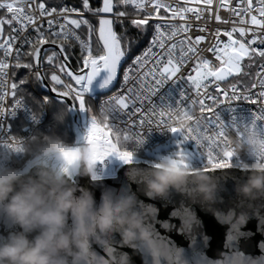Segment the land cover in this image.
I'll use <instances>...</instances> for the list:
<instances>
[{
  "label": "snow or ice",
  "instance_id": "obj_1",
  "mask_svg": "<svg viewBox=\"0 0 264 264\" xmlns=\"http://www.w3.org/2000/svg\"><path fill=\"white\" fill-rule=\"evenodd\" d=\"M201 3L203 7L200 6ZM82 8L81 12L76 7L50 6L48 0H0V11L6 13V15H0V39H3V43H0V50L3 51V56L0 57V114L6 111L2 105L5 97L9 95V88L14 100L13 109L20 106V101L15 99L18 85L12 82L9 86L8 83L10 65L6 62V58L13 53L14 45L17 47H15L16 62L12 65L13 68L27 69L36 80H44L45 75L40 69L43 60L46 59L49 65L58 68L75 83L74 87L53 73L50 77L53 84L60 85L64 89L58 92V95L78 102L81 111L91 112L86 108L84 94L88 92L89 85L101 70L107 73L103 85L114 86L118 68L122 66V61L126 58L129 44L134 43L127 38L124 41L121 39L127 31L126 22H130V25L140 33L151 31V40L148 47L140 55L135 56L131 64L123 71L121 88L126 87V92L114 94L111 101L101 110V112L112 108L127 110L130 117L128 127L123 131L114 129L109 119L104 124H98L95 116H91L85 139L87 142L99 143V150L94 154V159L102 162L106 157L115 155L123 162L129 163L132 153L119 149L113 138V130H118L125 137L135 136L136 142L142 143L141 133L135 130L145 125L151 126L155 121L157 127L166 126L174 134L179 132L184 140L192 139L197 145H206L208 147L207 162L211 165V169L207 170L230 167L229 161L233 156V150L229 136L226 135L223 122L219 121L213 108L204 103V99L212 100L213 104L218 105L220 82H225L229 77L238 80L241 75H251L253 63L256 58H259L260 71L255 74L258 77V83L252 82L240 94H238L237 85L231 84L232 95L229 96L228 91L225 90L224 102L239 101L243 97L244 100L253 104L257 102L264 104V0H216L215 3L214 0H195V6H188V0H184L182 4L179 2L172 4L170 0H115V2L103 0L102 5L95 8L90 7V0H82ZM221 9L230 14L229 18L219 15ZM73 12L77 13L79 18H71L70 13ZM85 13H91L92 17L98 18L99 40L103 47L95 54L90 43L93 24L90 19L85 18ZM206 13L209 14V19L214 14L216 21L232 26L221 34L219 28L213 31L197 24L201 33L212 32L214 37V42H209L208 47L201 50L199 45L206 40V36L202 34L192 38L189 35L192 28L190 21L192 18L195 21H201ZM101 14H111V18ZM61 19L63 23H60ZM177 20L180 23H177ZM150 21L153 22L150 23ZM4 25L10 29L6 37ZM114 25H119L122 29L120 35L114 30ZM29 26L35 33V37L28 35L21 37L19 33H24ZM82 27L87 28L88 41L77 34L76 30ZM222 37H226V40ZM70 40L79 43L81 53H87L83 55L84 68L88 69L86 74H73L72 71L67 70L69 56L66 55L65 44ZM49 44L55 45L57 50L44 47ZM25 47L29 51L23 55L31 57V61L22 63L21 49ZM204 52L211 54L214 60L206 57ZM245 60L248 61L247 64L244 63ZM189 61H195L192 68L195 75L189 74L181 79L194 88L196 96L200 99H189L182 91L176 108H158L151 105L150 97L164 82L175 81L174 78L180 72L181 66ZM32 62H35V66ZM245 68L249 71L245 72ZM12 75L15 73L13 72ZM25 82V79H21L20 84L23 85ZM129 84L134 86L129 87ZM210 84L216 86L215 98L207 92ZM257 87L260 91L253 93L252 90ZM201 89L204 91L201 92ZM52 91L57 92V88L54 86ZM145 101H148L149 106L145 105ZM197 104L201 113L198 120L190 118L191 122L184 129L168 127L170 114L190 113L193 106ZM205 113H212V116L206 118ZM137 114H139V120L135 119ZM253 115L257 120H264V107ZM209 130L211 134L206 135ZM217 150L224 157L218 163L214 162L216 158L213 156ZM61 151L65 161L70 165L75 159L77 150L61 149ZM178 155L184 154L181 151ZM179 162L183 163V160ZM64 170L67 171V168Z\"/></svg>",
  "mask_w": 264,
  "mask_h": 264
},
{
  "label": "clouds",
  "instance_id": "obj_2",
  "mask_svg": "<svg viewBox=\"0 0 264 264\" xmlns=\"http://www.w3.org/2000/svg\"><path fill=\"white\" fill-rule=\"evenodd\" d=\"M94 116L98 124L108 121L106 111ZM190 118H200L196 105L190 113L170 114L168 127L184 129ZM113 138L121 151L132 153V162L140 143L118 130H113ZM245 145L254 159L251 164L242 163L241 167L251 169L252 175L237 191L255 198L258 194L264 195V137L254 126L232 138L233 155ZM9 147L13 152L32 157L36 167L28 173L26 169L0 163V221L14 226L0 236V264H132L128 253L113 246L114 234H119L121 247L141 251L146 264H191L182 249L158 235L148 222L149 216L154 218L155 210L140 205L134 194L106 191L97 202L92 192L69 182L66 176L72 172L96 177L94 154L99 150L98 142L86 141L73 148L54 133H36L23 143L16 139ZM61 149L77 150L70 165ZM50 156L62 160L65 166L59 170L42 166L41 158ZM207 169L208 164L193 169L185 155L176 153L174 157L159 156L149 170L131 169L129 176L133 180L139 178L146 195L152 198L165 197L175 190L192 199L211 201L215 198L216 185ZM232 215L229 213L221 219L229 221ZM246 219L243 213L236 218L232 225L236 234ZM194 223V217L186 215L183 229L190 232ZM204 264H264V255L249 257L233 252Z\"/></svg>",
  "mask_w": 264,
  "mask_h": 264
},
{
  "label": "water",
  "instance_id": "obj_3",
  "mask_svg": "<svg viewBox=\"0 0 264 264\" xmlns=\"http://www.w3.org/2000/svg\"><path fill=\"white\" fill-rule=\"evenodd\" d=\"M101 15L111 18V14ZM99 42L103 47L102 42L100 40ZM44 47L57 50L55 45L49 44ZM61 59L63 60V56H61ZM126 59L127 57L122 61V66L118 68L117 80L114 81V86L112 84L103 85L107 73L105 70H101L89 85L88 92L93 95H106L113 91L118 85L119 74ZM69 63L68 60L67 70L72 71L73 74H86L88 71V69L75 71ZM40 70L45 75L43 65ZM40 82L42 90L53 100L69 107L75 135V142L72 147L77 148L85 144V135L83 129H81L76 102L69 98L60 97L58 95L60 91L58 90L53 92V86L48 82L46 76L44 80L40 79ZM72 82L74 83V81ZM41 165L58 170L65 166L64 162L56 159L55 156L41 158ZM35 167L36 164L32 160L24 169L31 173ZM152 167L153 165L150 163L132 162L119 168L115 178L107 180H94L90 175H79L75 172H72L66 178L78 189L92 192L97 202L100 201L102 194L106 191L115 193L127 191L134 194L140 205L155 210L154 218L149 216L148 222L153 225L158 235L182 249L191 264H204L208 260L216 261L221 259L223 254L233 252H240L249 257L264 255V251H262L264 249V195L258 194L255 198H251L237 191L238 187L244 184L248 177L252 175L251 169H245L237 165L208 171L207 174L216 185L215 198L211 201H204L199 197L192 199L187 194L175 190H171L165 197L152 198L147 196L144 185L138 182L139 178L136 180L131 179L129 172L131 169L149 170ZM229 213L233 214L232 219L222 221L221 217H227ZM242 213L246 214L247 219L239 227L238 234H236L232 225ZM186 215L194 217L196 222L190 232H186L182 226L183 218ZM164 225H167V227H164ZM13 227L10 223L0 221V236L6 235L8 231L13 230ZM112 241L114 247L129 254L132 264H146V257L141 251L120 246L119 234H114ZM96 250L103 254L100 248L97 247Z\"/></svg>",
  "mask_w": 264,
  "mask_h": 264
},
{
  "label": "built area",
  "instance_id": "obj_4",
  "mask_svg": "<svg viewBox=\"0 0 264 264\" xmlns=\"http://www.w3.org/2000/svg\"><path fill=\"white\" fill-rule=\"evenodd\" d=\"M172 4L176 3H183L184 0H170ZM216 0H214V3ZM188 6H195V0H188ZM203 7V4L201 3L200 5ZM62 7H76V6H69L65 5ZM79 9V11H83V8L76 7ZM6 14V13H5ZM219 15L223 18H229V13L223 9L220 10ZM71 18H79L78 14L73 12L70 13ZM190 16V14H189ZM85 18L90 19L91 23L92 20H98V18L92 17L91 13H85ZM64 21L61 19L60 23H63ZM153 21H150L152 23ZM177 23H180V21H176ZM192 23V28L190 29L189 35L192 38H195L198 35H205L206 40L202 42L199 45V48L201 50H204L208 47L209 42H214V37L212 32H204L201 33L199 28L197 27V24H200L202 26H206L209 29H212L213 31L217 28L221 30V34L225 29H230L232 26L231 24H224L221 22H218L215 20L214 14L211 15V19H209V14L206 13L205 17L201 21H195L194 18L191 19L190 21ZM127 24H130V22H126ZM18 27V25H14ZM47 25L45 24V27ZM126 26V24H125ZM118 29H121L119 25H114V30L117 32L118 35L119 32L117 31ZM77 34H79L78 30ZM19 35L22 37L24 35H28L30 37H35V33L32 31L31 27L29 26L28 29L24 33H19ZM80 35V34H79ZM81 36V35H80ZM82 39H84L81 36ZM223 39L226 40V37H222ZM179 39V37H178ZM87 41L86 39H84ZM151 40V38H150ZM71 42L75 43L79 49L80 45L78 42L74 40H70ZM0 43H3V40L0 41ZM15 47L17 45L13 46V53L6 58V62L9 63L10 68H9V77H8V83L9 86L13 82L12 81V73H13V67L12 65L15 64ZM148 45L144 48L146 49ZM25 48L21 49L22 54L24 53ZM144 49L138 53L137 55H140ZM81 51V50H80ZM156 51H159V49H156ZM1 57L3 56V51L0 50ZM87 54V53H84ZM135 55V56H137ZM204 55L208 57L209 59L214 60V57L211 56V54L204 52ZM134 56V57H135ZM22 57V56H21ZM133 57V58H134ZM257 64L255 68V74L260 71L259 69V64L260 60L257 58ZM195 61H189L186 64L181 66L180 72L177 74V76L174 78L175 81H166L164 82L156 91L154 95L150 97L149 103L151 105H155L158 108H163V107H168V108H176L177 107V102L181 99V92L184 91L189 99H200V97L196 96L194 88L190 86L189 83H186L184 79L181 78H186L189 74L195 75V72L192 71V68L194 66ZM131 64V61L129 63H125L124 66L121 69V74L119 78L118 85L116 88L111 91L110 93L106 95H93L90 94L89 92H86L84 94V99L85 100H90L94 104V109H93V114L90 115L88 110L81 111L80 107L77 104V109L78 113L80 116V121H81V126L84 131V135L86 137L87 135V130L91 121V116L96 115L97 113L101 112L102 109L105 108V106L111 101L112 97L114 94H123L126 92V87L121 88V84L123 83V71L125 68L128 67V65ZM82 70H87L86 68H83ZM80 70V71H82ZM254 74V79L253 82L258 83V77ZM135 75V73H133ZM231 77L227 78L225 82H220L219 87H220V94L218 97V100L220 103L213 104L212 100L204 99V103L206 105H210L215 114L218 116L219 121H222L225 130H226V135L229 136V141L231 143L232 138H235L237 136V133H243L244 129L248 128L249 126H254L255 130L261 135V137H264V120H257L254 117V112H259L261 107H264V104H261L260 102H257L255 104L251 103L250 101H246L241 97L239 101H230L225 103V96H224V91H228V95L231 96L232 92L230 89V85L228 84L229 80ZM74 87L75 84L72 82L71 83ZM130 86H134L133 84H129ZM238 89V94L243 93L244 89H241L240 87L237 86ZM204 89H201V92H203ZM253 93L259 92L260 89L257 87L256 89L252 90ZM207 92L209 95H212L215 98L216 95V86L213 84H210ZM16 100L20 101V106L16 107L13 109V96L11 94V90L9 88V95H7L3 101V107L6 109L5 113L0 114V163H7L11 166H14L16 161L21 160L23 157V153L19 152H13L11 151L9 145L12 144L13 139H19L21 143H23L24 140L27 138L33 136L36 134L39 130H41L44 126V115L43 116H37L35 115L25 104L24 100L22 98L15 96ZM253 99H255V96H253ZM44 105H47L48 100L46 98H43ZM145 105H148V101H145ZM139 106V105H138ZM186 106V103H185ZM197 106V111H199V106ZM106 114L109 119L110 125L113 126L114 129H120L123 131L128 127V121L130 119L127 110L121 111L118 110L117 108H112L106 111ZM201 115V113H200ZM205 117H210L212 116V113H205ZM19 118H23L26 120L27 123V130L25 133L20 136V137H15L13 135V129L11 127V122L18 120ZM136 120H139V114L135 117ZM135 131H139L141 133V138H142V143H140L139 147L137 148L136 151H142V152H148L151 151L153 148L159 146V145H168L172 142L174 139L173 133L168 130L166 126H160L157 127L155 121L151 126L145 125L143 128L136 129ZM210 130L206 135H210ZM133 138L136 140V137L133 136ZM191 145L193 147H196L200 150L202 157L204 158L205 162H207V153H208V147L204 144L197 145L196 142L192 139H189ZM86 143V139L84 141ZM16 146V145H14ZM232 147V146H231ZM213 156L216 158L214 162L218 163L220 162L221 159H224L222 156V153L217 150L216 152L213 153ZM135 159V157H134ZM133 159V160H134ZM253 157L249 155V150L247 146L245 145L242 147V149L236 154L231 157V162L242 164V163H247L251 164L253 162ZM132 163V162H129ZM128 163L123 162L119 158H117L115 155H111L106 157L102 162L97 161L96 163V177L92 179L94 180H100V179H110V178H115L117 176V172L119 168L122 166L126 165Z\"/></svg>",
  "mask_w": 264,
  "mask_h": 264
},
{
  "label": "trees",
  "instance_id": "obj_5",
  "mask_svg": "<svg viewBox=\"0 0 264 264\" xmlns=\"http://www.w3.org/2000/svg\"><path fill=\"white\" fill-rule=\"evenodd\" d=\"M103 0H90V7H99L102 5ZM115 2V1H114ZM48 3L50 6H76L82 8V0H48ZM0 15H6L4 12L0 11ZM93 24V32H97L99 23L98 20H92ZM127 31L124 33V35L121 37L122 41L127 38L128 40L134 41V43L129 44L127 53H126V64L129 63L135 55L140 53L149 43L151 38V31L140 33L137 29L132 27L130 24L126 23ZM119 34H121L122 29L117 30ZM10 32V29L7 25H4V36L6 37ZM79 34L88 41V33L87 28L82 27V29H78ZM92 40V35L91 38ZM70 45V46H69ZM65 48L67 49L66 55L69 56V64H71L72 68L75 71H80L84 68L83 65V55L84 53H81L79 47L69 41L67 44H65ZM29 51L28 48L25 49L24 53ZM51 54V53H49ZM1 57V53H0ZM62 60V59H61ZM257 58L253 63V67L251 68L250 72L251 75L244 76L241 75L238 80L230 78L228 84L231 85L235 83L238 87L241 89H245L246 86H250L254 79L255 74V68L257 64ZM31 61V57L27 55H23L21 57L22 63H27ZM35 66V62H32ZM55 63V61H54ZM245 64L248 63L247 60L244 61ZM44 65V71L45 76L48 82L54 87L57 88L58 91H63V87L60 85H54L51 81L50 77L51 75L58 70V68L54 67L53 65H49L46 61V59L43 60ZM245 72H248L249 69L245 68ZM13 72L15 75H12V81L15 82L18 85V88L16 90V95L19 98H22L24 100V104L37 116H43L44 115V126L41 130H39L37 133H45V134H51L54 133L57 136L61 137L64 142L72 147V145L75 142V135L73 132V123L70 115L69 107L63 103L56 102L53 100L47 93H45L41 88V82L40 80H36L29 72V70L24 68L15 69L13 68ZM67 77V76H65ZM21 79H25V83L23 85L20 84ZM70 80V79H69ZM43 98H46L48 100L47 105H44ZM86 108L90 109L91 114H93L94 104L90 102V100H85ZM11 127L13 129V135L15 137L22 136L25 131L27 130V123L26 120L23 118H19L16 121L11 122ZM153 150V149H152ZM136 156L142 157L147 159V161L154 164V162L157 160L158 156L153 154H147L146 152L142 151H136ZM33 160L32 157L28 155H23L21 160L16 161L15 167L24 169L26 165ZM191 167L193 169H201L206 166V163L204 158L202 157L201 160H193L190 161ZM233 166H239L241 167V164L231 162ZM209 169H211V165H208Z\"/></svg>",
  "mask_w": 264,
  "mask_h": 264
},
{
  "label": "rangeland",
  "instance_id": "obj_6",
  "mask_svg": "<svg viewBox=\"0 0 264 264\" xmlns=\"http://www.w3.org/2000/svg\"><path fill=\"white\" fill-rule=\"evenodd\" d=\"M90 43H91V47H92L94 54L98 49H102V46L98 40V30H97V32H92V40L90 39ZM43 67H44V65H43ZM54 73L59 75L61 77V79L66 81L67 83H72L71 79L69 77H65L64 73L60 72L59 69L56 70ZM173 137H174V139L172 140V142L170 144H168L166 146L159 145V146L153 148V150L148 151L147 154H153V155H156L158 157L161 155H167V156H173L174 157L176 153L182 151L183 154L190 161H193V160L198 161V160L202 159V154H201L200 150L196 147H193L189 140H184L179 132H177L175 134L173 133ZM132 162H134V163L144 162V163H150V164L154 165L153 163L147 161V159L136 156V155H135V159Z\"/></svg>",
  "mask_w": 264,
  "mask_h": 264
},
{
  "label": "crops",
  "instance_id": "obj_7",
  "mask_svg": "<svg viewBox=\"0 0 264 264\" xmlns=\"http://www.w3.org/2000/svg\"><path fill=\"white\" fill-rule=\"evenodd\" d=\"M0 40H3V39H0Z\"/></svg>",
  "mask_w": 264,
  "mask_h": 264
}]
</instances>
